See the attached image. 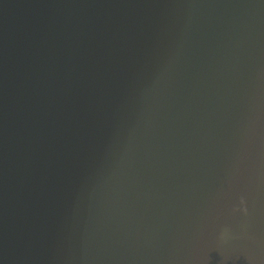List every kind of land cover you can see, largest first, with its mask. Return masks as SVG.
<instances>
[{
    "label": "water",
    "instance_id": "obj_1",
    "mask_svg": "<svg viewBox=\"0 0 264 264\" xmlns=\"http://www.w3.org/2000/svg\"><path fill=\"white\" fill-rule=\"evenodd\" d=\"M0 264H264V0H0Z\"/></svg>",
    "mask_w": 264,
    "mask_h": 264
}]
</instances>
